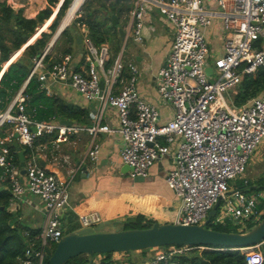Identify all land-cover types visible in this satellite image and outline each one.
<instances>
[{"label":"built area","instance_id":"obj_1","mask_svg":"<svg viewBox=\"0 0 264 264\" xmlns=\"http://www.w3.org/2000/svg\"><path fill=\"white\" fill-rule=\"evenodd\" d=\"M130 2L126 25L136 41L143 39L150 7H157L172 28L171 46L155 73L157 94L171 106V115L161 121L158 105L139 92V67L135 61L124 62L121 49L108 63V42L95 44L86 32L82 38L83 68H75L69 52L58 61L48 62L53 38L34 54L25 79L5 106H0V183L11 191L9 209L16 212L21 203H27L26 193L43 202L44 223L40 230L34 236L23 231L24 236L30 237L21 264H43L50 244L64 234L63 216L74 175L73 170L70 177L62 178L40 162L34 140L43 133L55 132L54 141L66 140L80 129L93 136L99 131L116 133L121 139L120 158L130 166L132 177H145L152 164L168 156L171 165L165 171V181L180 199L174 218L178 222L202 223L218 199L209 223L245 231L246 222L256 223L264 213V188L253 191L244 177L249 157L264 137V91L239 105L234 103L244 76L264 68V0ZM216 24L220 28L219 44L212 49L207 30ZM5 61L1 63L0 78ZM32 77L48 94L50 81H68L85 98H99V106L91 113V124H66L55 116L36 118L34 109L28 112L30 95L26 86ZM0 102L4 99L0 98ZM106 105L116 110L114 126L102 122ZM15 132L24 149L23 174L16 160L17 150L10 147ZM99 147V143L91 142L87 151L91 160L96 159ZM238 179L243 183L239 184ZM79 218L82 226L102 221L97 211L81 213ZM185 246L153 247L154 254L138 264H178L173 255L184 251ZM239 249L245 251L248 264L264 263L261 243ZM119 257L111 255L105 259L97 253L93 264H134Z\"/></svg>","mask_w":264,"mask_h":264},{"label":"crops","instance_id":"obj_2","mask_svg":"<svg viewBox=\"0 0 264 264\" xmlns=\"http://www.w3.org/2000/svg\"><path fill=\"white\" fill-rule=\"evenodd\" d=\"M83 1L72 0L63 18L65 23L74 15ZM12 2L16 3V7L13 9L15 11L20 9L25 17H34L39 10L46 8L48 5L47 0H17V2L12 0ZM61 2L62 0H59L56 6H51L52 9L54 8L52 13H50L51 15L38 25L35 32L15 51L23 50L24 47L39 36L42 30H50L48 25L54 18ZM8 4L11 5L10 3ZM145 20L147 23L142 30L143 39L142 41H137L142 46V53L134 50L130 51L128 59L137 62L141 66H139L141 70L137 80V88L147 100L158 105L161 114L160 120L164 121L171 115V106L160 99L157 93V95L153 93V86L156 84L155 73L164 63L166 54L171 46L173 39L172 28L164 21L165 19L160 22L157 14L153 11L146 14ZM149 21L151 22L150 24ZM218 26L216 24L207 30V37L212 49H216L219 44L217 30L219 31L220 28ZM46 27L48 28L46 29ZM79 30L83 33L82 38H84L85 32L88 31L86 25H80ZM125 30L126 38H133L127 25ZM159 47L161 48L158 50ZM72 48L73 64L78 69L83 68L85 64L82 58L83 47H79L78 43H73ZM143 53H147L150 56L149 62L142 55ZM58 56L57 50L54 49L49 59ZM7 65L8 63H5L4 67L7 68ZM144 74L145 78L143 79ZM50 89V94L59 95L64 100L87 109L88 115L84 116V121L76 118H69L68 120H72L74 124H91V113L99 106V98H85L68 81H50ZM3 99L5 101L8 98L6 96ZM102 122L112 126L117 124V113L111 105H106L104 108ZM92 141L100 145L99 152L94 160H91L87 155ZM120 146L121 139L116 133L99 131L93 136L87 130L80 129L69 134L66 140L54 141L53 139H48L43 143H39L36 147L41 154L40 162L60 177H70V172L74 170V175L69 185V203L65 207V211L73 209L78 215L91 211L99 213L95 207L97 203L108 201L123 194L137 195L138 200L134 199L133 202L125 200L126 202L123 204L121 211L113 213L114 215H110L108 218L102 217V219L124 221L137 213H142L146 218L154 219L158 222L173 221L180 206V199L165 181V171L170 163L169 157L165 155L152 164L144 180H134V177L130 176L129 170L126 172L121 170L123 162L119 153ZM26 198L28 202L26 203V211L22 214V220L28 226L40 228L44 223V218L40 216L42 214L44 217L43 202L38 196L31 193H26ZM126 253L128 254L127 251Z\"/></svg>","mask_w":264,"mask_h":264},{"label":"trees","instance_id":"obj_3","mask_svg":"<svg viewBox=\"0 0 264 264\" xmlns=\"http://www.w3.org/2000/svg\"><path fill=\"white\" fill-rule=\"evenodd\" d=\"M71 1L62 0L54 18L48 25L50 30H42L39 36L25 47L23 55L17 59H15V56L19 50L15 51L8 59L10 52L19 48L25 42L24 35L29 36L35 32L36 27L51 15L47 8H52L51 6H55L59 0H47V7L39 10L34 17H25L20 9L15 11L5 0L0 1V67L1 63L5 60V62L9 61L10 63H8V67L0 78V98L3 99L6 96L8 98L3 103L0 102L3 104H0V106H5L21 85L30 69L29 61L31 57L42 50L57 31ZM82 3L80 10L76 12L70 24L65 25L55 38V44L46 58L48 62L58 61L65 53L73 52L72 44L76 42L77 34H83L79 30V26L82 24L87 27L86 36L95 44L108 42L111 50V58L108 63L112 62L121 50L122 37L119 34L118 26L112 23V14H115L119 22L122 23L120 17L123 13H129L131 7L130 0H84ZM100 10H103L104 15L102 17L99 15ZM126 18L128 17L126 16ZM61 39L64 41V46L58 50L57 42ZM7 40H10L11 44L5 43ZM54 49L57 50V55L59 56L49 59ZM25 53L26 55H24ZM82 58L84 60V53ZM75 68L78 69L77 66ZM39 85L40 81L36 77H32L26 86V91L30 95L26 106L28 112H32L34 109L36 118L49 119L55 116L59 119L76 118L77 120L84 121V116L88 115L86 108L70 103L59 95L48 94ZM237 88L238 91L235 94L234 103L238 105L248 98L263 92L264 68H259L254 75L244 76ZM54 136L55 132L51 134L43 133L35 138L34 144L37 146L48 139H53ZM10 147L13 150L16 149L11 143ZM28 150L26 149V151ZM15 155L19 164L17 151ZM248 181L251 189L252 187H258L257 189L264 188V174H261L254 180L248 179ZM237 182L239 184L243 183L242 179H238ZM10 196L11 191L0 183V264H21L20 260L28 243L27 238L30 237L24 236L23 231L28 230L30 235L34 236L40 228L28 226L23 220L16 218L15 212L10 210L8 206ZM262 208L264 209V203L262 204ZM154 221V219L146 218L142 213H137L124 221L116 220L115 224L120 222L121 225L119 226L124 228L145 227L150 226ZM208 226L219 230H237L233 228L234 226L222 224L209 223ZM68 231H64V233ZM206 246L212 248L206 247L197 250L191 247L186 251L174 254L173 259L178 264H248L245 251L239 248L230 249L223 248L224 246ZM53 249L48 248L43 264H48V256ZM144 249L149 251V248ZM145 250L141 249L143 254ZM151 252H146L145 254L150 255ZM104 253L107 254L105 255V259L110 257L109 252ZM87 260L88 254L80 253L70 257L66 264H85ZM158 264H164V262L161 261Z\"/></svg>","mask_w":264,"mask_h":264},{"label":"water","instance_id":"obj_4","mask_svg":"<svg viewBox=\"0 0 264 264\" xmlns=\"http://www.w3.org/2000/svg\"><path fill=\"white\" fill-rule=\"evenodd\" d=\"M52 13V8H47ZM118 18L112 14V23L116 24ZM67 25L62 21L53 35L55 39L60 31ZM119 34L122 38L126 35V30L119 27ZM30 35H24L26 41ZM82 35L77 34L76 43H82ZM30 64V61H29ZM211 71V67H207ZM101 87L103 81L100 82ZM61 122L71 124L72 120L61 119ZM11 144L16 147L21 173H25L24 149L17 140V132L14 133ZM130 169L127 163H123L121 170L126 172ZM23 178V176H22ZM144 176L138 175L134 180H144ZM219 199L208 211L205 220L197 224H184L177 220L158 222L154 221L150 226L124 228L113 219H105L95 225L81 226L71 231L65 232L55 244L53 251L48 256V264H66L70 257L80 253L88 254L85 264H93L94 256L97 253L119 252L128 250H139L153 248L161 245H214L224 246L223 248H241L252 244L261 243L264 250V213L262 217L249 229L245 231L219 230L208 226L210 218L214 215L219 204ZM104 225H109L111 229H100Z\"/></svg>","mask_w":264,"mask_h":264},{"label":"rangeland","instance_id":"obj_5","mask_svg":"<svg viewBox=\"0 0 264 264\" xmlns=\"http://www.w3.org/2000/svg\"><path fill=\"white\" fill-rule=\"evenodd\" d=\"M8 3L11 4V6L13 8L16 7V3L14 4L12 2V0H6ZM22 1V0H20ZM15 2H17V0H15ZM72 2V1H71ZM213 5V3H212ZM56 6V5H55ZM214 6V5H213ZM81 8V5L80 7L77 9L80 10ZM150 11H153L157 14V17L158 19L160 20V22H162V19H163V14H161L160 10L157 8V7H150ZM68 9V8H67ZM76 11V12H77ZM67 12V10H66ZM66 12L64 14V16L62 17L61 19V22L63 21V18L65 17L66 15ZM76 12L74 13V15L69 19V21L67 22V24L69 25L70 22L72 21V18L76 15ZM127 14V15H126ZM99 15L102 17L104 14H103V10H100L99 12ZM126 16L129 18L128 16V13H123L120 17V20L122 21L119 22V19L117 21V23L115 25L119 27H123L125 29V26L127 24V21H128V18H126ZM144 23L146 24V20L144 21ZM151 22L149 21V24ZM157 26V25H156ZM48 27H46L47 29ZM55 34V33H54ZM53 38V36L50 38V40ZM35 40V39H34ZM33 40V41H34ZM49 40V41H50ZM32 41V42H33ZM55 41V40H54ZM5 43H7L8 45L11 44V41L10 40H7ZM58 50L64 46V41L61 39L59 40L58 42ZM6 44V45H7ZM55 42L53 43V46H54ZM75 44H77L75 42ZM79 47H83V50L85 51V45L82 41V43L78 44ZM81 45V46H80ZM161 46V45H160ZM161 47L158 48V50L160 49ZM25 49V48H24ZM24 49L21 50V51H18L17 52V55L15 56V59H17L18 57L22 56L23 53H24ZM122 53H123V61L124 62H127L129 61V57H130V51H138L140 53H142V46L139 42H137L135 39H133L132 37L130 38H126V35L124 36V38H122ZM16 49L12 50L10 52V55L14 54ZM9 55V57H10ZM26 55V53L24 54ZM145 59L149 62L150 61V56L147 54V53H143L142 54ZM8 57V58H9ZM14 59V60H15ZM13 61V60H12ZM209 62H212V57H209ZM5 63H9V61L5 62ZM137 63V62H136ZM138 67L140 66L138 63H137ZM141 67V66H140ZM140 67H139V74H140ZM139 78V76H138ZM145 78V74L143 75V79ZM138 82V81H137ZM153 93H155V95H157V84H154L153 86ZM2 104V103H0ZM3 105V104H2ZM171 165V163H169V166ZM168 166V167H169ZM261 174H264V137L261 139V141L259 142V144L257 145V147L255 148L254 152L251 154V156L249 157V160H248V164H247V167H246V171L244 172V177L247 178V179H250V180H254L256 178H258ZM258 187H252V190L255 191L257 190ZM26 196V195H25ZM134 199H139L137 195L135 196H132V195H126V194H123L121 196H118V197H113L111 198L110 200L108 201H103L102 203H97L95 205L96 209L99 211V213L102 215V217H106L108 218L110 215H114L113 213L115 212H119L121 211L122 207H123V204L128 200L129 202H133ZM141 199H144V198H141ZM126 200V201H125ZM19 209L16 210L15 214H16V218L17 219H21L22 220V214L25 213L26 211V202H23L20 204V206H18ZM41 218H44L42 216V214H40ZM26 220V218H25ZM103 220V219H102ZM114 220V219H113ZM24 221V220H23ZM63 221H64V231H68V230H73V229H76L78 227H81L82 226V223H81V220L79 218V215L78 213H76L73 209H67L65 211V214L63 216ZM156 221V220H155ZM118 224L117 225H121L120 222H117ZM253 225H255V223L253 221L251 222H246L245 223V226H244V229L247 230L249 229L250 227H252ZM235 229H237V227H233ZM100 229L102 230H109L111 229V227L109 225H104L103 227H101ZM55 244L56 243H51L50 244V248H54L55 247ZM163 247H165L166 245H162ZM186 248L184 249V251L188 250L189 248L191 247H194V249H197V250H200V249H203V248H212V247H208L206 245H196V246H193V245H186L185 246ZM156 248H149V251L148 250H145L144 254H143V251H141V249L139 250H128V254L126 253V251H119V252H113V253H110V256L113 255V256H118L120 255L119 258H121L120 260L122 261H129V262H133L134 264H138L140 263L141 261H143L146 257L148 256H151L154 254V251H155ZM152 250V252H151ZM146 252H151L150 255L148 254H145ZM99 256H105L107 254L105 253H98ZM264 264V263H263Z\"/></svg>","mask_w":264,"mask_h":264},{"label":"bare ground","instance_id":"obj_6","mask_svg":"<svg viewBox=\"0 0 264 264\" xmlns=\"http://www.w3.org/2000/svg\"><path fill=\"white\" fill-rule=\"evenodd\" d=\"M82 4H83V3H82ZM24 48H25V47H24ZM9 64H10V63H9ZM7 67H8V66H7ZM5 69H6V68H5ZM5 69H4V70H5Z\"/></svg>","mask_w":264,"mask_h":264}]
</instances>
